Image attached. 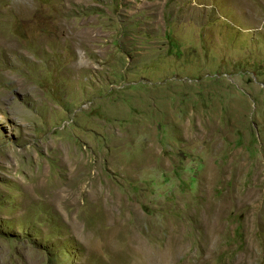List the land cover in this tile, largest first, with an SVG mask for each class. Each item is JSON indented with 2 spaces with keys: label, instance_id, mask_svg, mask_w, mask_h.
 <instances>
[{
  "label": "rangeland",
  "instance_id": "obj_1",
  "mask_svg": "<svg viewBox=\"0 0 264 264\" xmlns=\"http://www.w3.org/2000/svg\"><path fill=\"white\" fill-rule=\"evenodd\" d=\"M0 264H264V0H0Z\"/></svg>",
  "mask_w": 264,
  "mask_h": 264
}]
</instances>
